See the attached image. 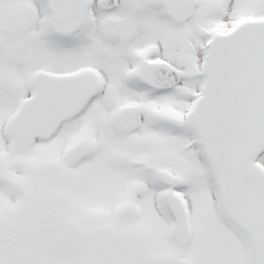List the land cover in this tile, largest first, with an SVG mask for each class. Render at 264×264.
<instances>
[{
    "label": "snow or ice",
    "instance_id": "1",
    "mask_svg": "<svg viewBox=\"0 0 264 264\" xmlns=\"http://www.w3.org/2000/svg\"><path fill=\"white\" fill-rule=\"evenodd\" d=\"M0 264H264V0H0Z\"/></svg>",
    "mask_w": 264,
    "mask_h": 264
}]
</instances>
